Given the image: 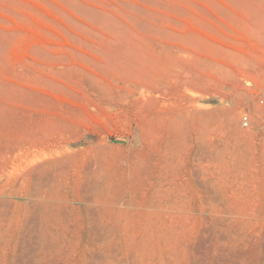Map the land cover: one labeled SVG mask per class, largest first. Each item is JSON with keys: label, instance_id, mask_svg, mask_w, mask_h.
Here are the masks:
<instances>
[{"label": "rangeland", "instance_id": "obj_1", "mask_svg": "<svg viewBox=\"0 0 264 264\" xmlns=\"http://www.w3.org/2000/svg\"><path fill=\"white\" fill-rule=\"evenodd\" d=\"M0 264H264V0H0Z\"/></svg>", "mask_w": 264, "mask_h": 264}, {"label": "bare ground", "instance_id": "obj_2", "mask_svg": "<svg viewBox=\"0 0 264 264\" xmlns=\"http://www.w3.org/2000/svg\"><path fill=\"white\" fill-rule=\"evenodd\" d=\"M191 114H192V113H191ZM258 114H259V113H258ZM178 121H179V119H178ZM179 122H180V121H179ZM176 123H178V122H176ZM178 124H181V122L178 123ZM184 125L186 126V124H184ZM175 126H176V125H175ZM178 126H179V125H178ZM188 126H189V125H188ZM180 127L182 128L183 126H180ZM178 128H179V127H178ZM178 128H177V129H178ZM188 128H189V127H188ZM183 129H184V128H183ZM178 131H179V130H178ZM181 131H182V130H181ZM179 135H180V134H179ZM179 138H180V137H179ZM186 147H187V146H186ZM96 187H97V186H96ZM102 190H103V189H102ZM96 192H97V191H96ZM94 194H95V193H94ZM94 194H93V195H94ZM98 195H99V194H98ZM95 196H96V195H95ZM99 198H100V197L98 196V199H99ZM94 199H95V197H94ZM163 199H164V198H163ZM167 199H168V198H167ZM97 201H98V200H97ZM162 201H164V200H162ZM157 202H159V200H158ZM160 202H161V200H160ZM160 202H159V203H160ZM92 203H93V202H92ZM100 203L103 204V205H106V204H107L106 198H105V201L102 200V201H100ZM165 203H166V202H165ZM171 203H172V202H171ZM171 203L169 202L170 205H171ZM96 204H97V203H96ZM101 204H100V205H101ZM162 204H163V203H162ZM166 204H167V203H166ZM169 204H167V205H169ZM98 205H99V204H98ZM170 205H169V206H170ZM151 206H152V205H151ZM154 206H155V204H154ZM156 206H157L158 208H159V207H162L161 204H156ZM165 206H166V205H165ZM171 206H172V205H171ZM171 206H170V207H171ZM97 207H98V206H97ZM100 207H101V206H100ZM155 208H156V207H155ZM155 208H154V209H155ZM158 208H156V211H157V212H155V213H157L156 217L158 216L157 219L161 218L160 213H159V211H158ZM164 208H165V207H164ZM152 209H153V208H152ZM171 209H172V208H171ZM160 210H162V209H160ZM169 210H170V209H169ZM151 211H152V210H151ZM163 211H167V210L163 209ZM153 212H154V211H153ZM151 213H152V212H151ZM103 214H104V213H103ZM153 215H154V214H153ZM165 216H167V214H166ZM165 216H164V217H165ZM169 216H170V215H169ZM170 217H171V216H170ZM139 250H140V249H139Z\"/></svg>", "mask_w": 264, "mask_h": 264}, {"label": "built area", "instance_id": "obj_3", "mask_svg": "<svg viewBox=\"0 0 264 264\" xmlns=\"http://www.w3.org/2000/svg\"><path fill=\"white\" fill-rule=\"evenodd\" d=\"M249 122V118L247 115H242L240 118V123L242 126H247Z\"/></svg>", "mask_w": 264, "mask_h": 264}, {"label": "water", "instance_id": "obj_4", "mask_svg": "<svg viewBox=\"0 0 264 264\" xmlns=\"http://www.w3.org/2000/svg\"><path fill=\"white\" fill-rule=\"evenodd\" d=\"M111 141H113V142H123V140L117 139V138H112Z\"/></svg>", "mask_w": 264, "mask_h": 264}]
</instances>
